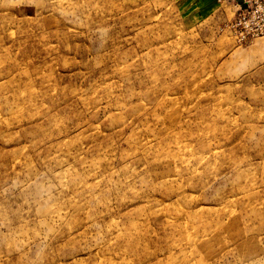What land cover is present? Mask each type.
I'll return each instance as SVG.
<instances>
[{"label": "rangeland", "instance_id": "rangeland-1", "mask_svg": "<svg viewBox=\"0 0 264 264\" xmlns=\"http://www.w3.org/2000/svg\"><path fill=\"white\" fill-rule=\"evenodd\" d=\"M218 0H0V264H264V36Z\"/></svg>", "mask_w": 264, "mask_h": 264}, {"label": "built area", "instance_id": "built-area-1", "mask_svg": "<svg viewBox=\"0 0 264 264\" xmlns=\"http://www.w3.org/2000/svg\"><path fill=\"white\" fill-rule=\"evenodd\" d=\"M231 1L238 7L233 26L240 40L264 36V0H218Z\"/></svg>", "mask_w": 264, "mask_h": 264}]
</instances>
